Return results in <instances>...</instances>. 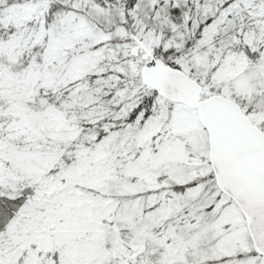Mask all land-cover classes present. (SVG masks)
<instances>
[{
  "label": "snow or ice",
  "instance_id": "6c2138e0",
  "mask_svg": "<svg viewBox=\"0 0 264 264\" xmlns=\"http://www.w3.org/2000/svg\"><path fill=\"white\" fill-rule=\"evenodd\" d=\"M0 264H264V0H0Z\"/></svg>",
  "mask_w": 264,
  "mask_h": 264
}]
</instances>
